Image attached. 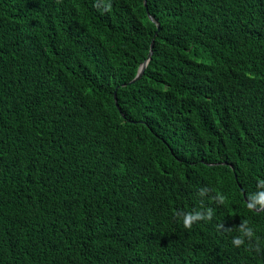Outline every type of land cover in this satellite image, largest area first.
<instances>
[{"label":"trees","instance_id":"obj_1","mask_svg":"<svg viewBox=\"0 0 264 264\" xmlns=\"http://www.w3.org/2000/svg\"><path fill=\"white\" fill-rule=\"evenodd\" d=\"M261 180L264 0H0V264H264Z\"/></svg>","mask_w":264,"mask_h":264},{"label":"clouds","instance_id":"obj_2","mask_svg":"<svg viewBox=\"0 0 264 264\" xmlns=\"http://www.w3.org/2000/svg\"><path fill=\"white\" fill-rule=\"evenodd\" d=\"M110 9V5L108 6ZM264 186V180H261L258 182V187ZM205 190H208L207 188H204ZM209 191V190H208ZM200 195V194H199ZM218 203H224V197L222 195H217L216 197H213ZM249 201L254 202H248L247 207L249 210H256L264 209V192H261L258 196L253 197L252 195L249 196ZM177 218L182 220L183 226L186 229H191L194 223L201 221V220H211L213 217V210L211 208L207 209L206 212L203 211H194L189 213H176ZM218 227L223 228V225H219ZM239 232L241 233L240 236L235 237L232 240V243L236 247H240L245 243V240L251 241L254 232L251 227L248 226L247 221H242V223L239 226Z\"/></svg>","mask_w":264,"mask_h":264},{"label":"water","instance_id":"obj_3","mask_svg":"<svg viewBox=\"0 0 264 264\" xmlns=\"http://www.w3.org/2000/svg\"><path fill=\"white\" fill-rule=\"evenodd\" d=\"M149 19H150L151 22H153L156 25L157 30H156V32L154 34V37H155L157 35L158 31H159V24H158L157 20L153 19L151 16H149ZM152 48H153V40H152V42L150 44V49H149V52L147 54L146 60L140 65L135 78L132 81H130L128 84H133V83L137 82L141 78V76L143 75L144 70L146 69V67H147V65H148V63L150 61V58L152 56ZM123 86H125V84L121 85V87H123ZM115 94L116 93L114 92V99H115ZM115 105L117 107L116 102H115ZM255 211L259 212V211H261V209H258V210H255Z\"/></svg>","mask_w":264,"mask_h":264}]
</instances>
